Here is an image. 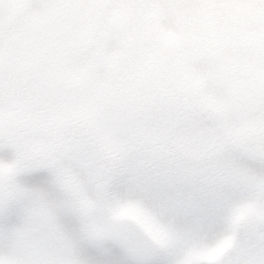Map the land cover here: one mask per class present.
<instances>
[{"label": "clouds", "instance_id": "clouds-1", "mask_svg": "<svg viewBox=\"0 0 264 264\" xmlns=\"http://www.w3.org/2000/svg\"><path fill=\"white\" fill-rule=\"evenodd\" d=\"M0 264H264V0H0Z\"/></svg>", "mask_w": 264, "mask_h": 264}, {"label": "rangeland", "instance_id": "rangeland-1", "mask_svg": "<svg viewBox=\"0 0 264 264\" xmlns=\"http://www.w3.org/2000/svg\"><path fill=\"white\" fill-rule=\"evenodd\" d=\"M40 179H41V177H39V176L33 178L34 182H37V183L40 181Z\"/></svg>", "mask_w": 264, "mask_h": 264}]
</instances>
